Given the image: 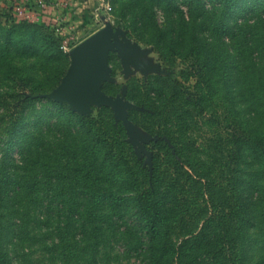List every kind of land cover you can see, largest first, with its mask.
<instances>
[{
	"label": "rangeland",
	"instance_id": "rangeland-1",
	"mask_svg": "<svg viewBox=\"0 0 264 264\" xmlns=\"http://www.w3.org/2000/svg\"><path fill=\"white\" fill-rule=\"evenodd\" d=\"M30 1L18 14L0 0V192L25 198L20 208L0 209V227L11 221L0 264H229L235 255L240 264H264L254 227L264 229V192L257 223L239 241L233 214L223 230L220 219L206 222L200 204L212 199L229 213L227 194L190 181L175 203L169 187L144 183L153 174L150 146L164 140L231 193L221 177L225 123L264 133V0H236L222 19L215 0H61L47 8ZM107 28L117 41L80 107L58 90L75 50ZM107 145L120 161L104 158ZM18 183L27 190L14 191ZM147 189L158 210L153 237L131 213L111 210L106 194L124 201ZM223 250L231 251L226 258Z\"/></svg>",
	"mask_w": 264,
	"mask_h": 264
},
{
	"label": "trees",
	"instance_id": "trees-1",
	"mask_svg": "<svg viewBox=\"0 0 264 264\" xmlns=\"http://www.w3.org/2000/svg\"><path fill=\"white\" fill-rule=\"evenodd\" d=\"M217 5H220L221 13L220 18L222 19L225 15H229L232 13V8L236 2V0H215ZM216 34L223 35V27L221 24L217 23L214 27ZM241 38L248 41V34L242 31ZM241 44H238L240 46ZM225 120H223L224 122ZM224 124V123H223ZM227 129H229V149L226 155L223 154V159L225 158L223 163V174L221 175L222 179L228 180L229 186L232 187L231 193H228L226 188L221 187L220 185L216 186L211 181L210 177L204 175L205 173H197L193 163H191V159L189 161L186 159L185 153H183L178 147L174 145H169L164 140H159L158 142H154L151 145L150 150L152 152V176L150 177L148 170V179L146 178L144 183L147 181H151L149 186L169 187L170 190H173L174 201L177 203L186 198V193L188 192L190 181L193 182H202L204 188L203 190L208 191L209 193H217L220 191L229 196L230 205H228V211L226 212L223 207L224 204H216L211 200H206L204 203H200L203 206L206 214V222L218 220L220 219V224H222L221 229H229L227 226L226 220L230 217L231 214L234 215L235 221L237 223V235L239 241L242 240L241 232L247 227L248 223H253L255 225L256 221V209H257V200L264 192V133L257 132L255 129H248V127L242 122L238 120H230L225 123ZM255 133H254V132ZM162 136L165 135H160ZM101 153L104 155L105 159H111L115 156V161L121 160V153L114 151V145H107L106 150H101ZM248 153V159L243 160V154ZM111 156V158H110ZM249 166V169L246 170L245 176L240 169V165ZM2 178V177H1ZM80 186H84L85 189L95 190L99 188H104L103 186L93 185L88 183H78ZM250 185V186H249ZM13 186V185H12ZM17 187V188H16ZM16 190L14 191H23L27 190V185H23L22 183H18L16 185ZM13 188V187H12ZM213 188V189H212ZM1 189V186H0ZM201 192H205V191ZM108 191L107 201L109 202V207L113 211H119L120 209H124L126 212L131 213L135 216L136 220L141 224V226H145L151 232V236L153 237L158 227L157 218L154 217V212H157V209H152L150 207V201L153 199V194H150L149 198L145 195L150 193L149 189L146 190L145 193L139 191L140 193L136 195L132 199H124L119 200L118 197H115L112 191ZM248 199H251L250 201ZM25 200L24 197L18 196H8L6 197L2 195L0 192V209L5 205L6 209L20 208L19 204L23 203ZM233 202V203H232ZM237 203V204H236ZM199 204V205H200ZM236 204V205H235ZM10 218L4 222L2 227H0V237H2L4 230L10 224ZM255 235L259 233L264 237V229H261L259 226H254ZM96 228V227H93ZM220 229V230H221ZM236 229V230H237ZM26 234L29 232L25 230ZM159 246V245H158ZM236 249L239 250L235 245ZM1 249V248H0ZM224 257L229 256L228 250H223ZM233 252V251H232ZM232 256V254L230 255ZM232 260L229 264H240L241 258L240 256L231 257ZM156 264V263H153Z\"/></svg>",
	"mask_w": 264,
	"mask_h": 264
},
{
	"label": "water",
	"instance_id": "water-1",
	"mask_svg": "<svg viewBox=\"0 0 264 264\" xmlns=\"http://www.w3.org/2000/svg\"><path fill=\"white\" fill-rule=\"evenodd\" d=\"M117 36L112 29H104L83 42L74 52L73 62L61 87L60 96L73 95L80 107L85 105V97L91 94L89 81L93 77L102 78L106 73L107 54L114 48ZM96 67L100 72L96 71Z\"/></svg>",
	"mask_w": 264,
	"mask_h": 264
},
{
	"label": "built area",
	"instance_id": "built-area-1",
	"mask_svg": "<svg viewBox=\"0 0 264 264\" xmlns=\"http://www.w3.org/2000/svg\"><path fill=\"white\" fill-rule=\"evenodd\" d=\"M8 4H11V6L14 8V10L18 11V14H25L27 7L31 6L30 0H4ZM42 2V6L44 8L48 7V1L53 3H58L61 0H40ZM67 4V3H66Z\"/></svg>",
	"mask_w": 264,
	"mask_h": 264
}]
</instances>
